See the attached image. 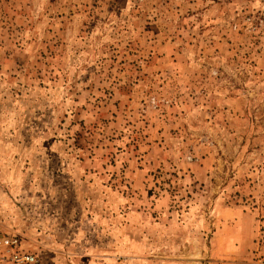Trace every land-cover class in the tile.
<instances>
[{"label":"rangeland","instance_id":"rangeland-1","mask_svg":"<svg viewBox=\"0 0 264 264\" xmlns=\"http://www.w3.org/2000/svg\"><path fill=\"white\" fill-rule=\"evenodd\" d=\"M42 264H264V0H0V235Z\"/></svg>","mask_w":264,"mask_h":264},{"label":"built area","instance_id":"built-area-1","mask_svg":"<svg viewBox=\"0 0 264 264\" xmlns=\"http://www.w3.org/2000/svg\"><path fill=\"white\" fill-rule=\"evenodd\" d=\"M0 264H42L40 256L27 249L19 236L0 235Z\"/></svg>","mask_w":264,"mask_h":264}]
</instances>
